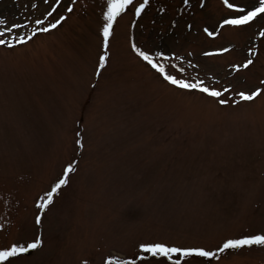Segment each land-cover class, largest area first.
Here are the masks:
<instances>
[{
  "label": "rangeland",
  "instance_id": "1",
  "mask_svg": "<svg viewBox=\"0 0 264 264\" xmlns=\"http://www.w3.org/2000/svg\"><path fill=\"white\" fill-rule=\"evenodd\" d=\"M0 264H264V0H0Z\"/></svg>",
  "mask_w": 264,
  "mask_h": 264
}]
</instances>
